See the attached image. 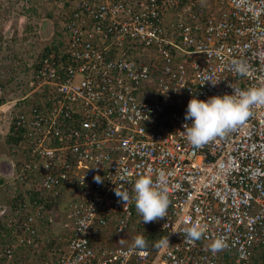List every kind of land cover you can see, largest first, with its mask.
I'll use <instances>...</instances> for the list:
<instances>
[{"label":"built area","instance_id":"1","mask_svg":"<svg viewBox=\"0 0 264 264\" xmlns=\"http://www.w3.org/2000/svg\"><path fill=\"white\" fill-rule=\"evenodd\" d=\"M50 6L57 40L31 65L9 119L0 264H253L264 253V106L199 149L182 133L190 99L264 85V0ZM161 170L170 206L149 229L114 189L132 196L136 179L151 172L155 182ZM197 220L204 234L190 245L183 230ZM128 229L170 246H111ZM221 236L227 247L212 253Z\"/></svg>","mask_w":264,"mask_h":264},{"label":"clouds","instance_id":"2","mask_svg":"<svg viewBox=\"0 0 264 264\" xmlns=\"http://www.w3.org/2000/svg\"><path fill=\"white\" fill-rule=\"evenodd\" d=\"M233 71L241 76L249 74L248 66L242 61L232 62ZM210 80V78H207ZM215 85V84H213ZM231 87V86H230ZM264 106V85L250 87L247 90L234 88V94L223 96H212L207 101L192 98L188 102L185 121L191 120L183 125L182 133L188 143L199 149L217 138L225 137L229 132L235 131L243 125L252 115L253 107ZM131 173L124 170L120 181L127 183V177ZM96 183H102V178L97 175L93 177ZM166 175L161 170L157 180L154 182L151 172L141 175L132 186L134 195L130 196L127 190L114 189L115 195L124 204L134 202L138 215L142 217V223L147 224L166 218L170 200L167 195ZM123 185V184H121ZM184 242L192 245L199 241L204 234V226L197 220L184 230ZM121 242V241H120ZM148 242L144 235L134 237L130 251L140 250V254H146ZM169 239L162 237L153 244L155 249L164 250L169 247ZM227 247L224 237H218L209 245L212 253L223 251Z\"/></svg>","mask_w":264,"mask_h":264},{"label":"rangeland","instance_id":"3","mask_svg":"<svg viewBox=\"0 0 264 264\" xmlns=\"http://www.w3.org/2000/svg\"><path fill=\"white\" fill-rule=\"evenodd\" d=\"M37 4V0H0V47H2V49L3 47L7 48V50H5V54L8 53V55H18L20 53L18 50L19 47L27 49H31V47H33V49L29 51L30 53L27 54L28 56L32 57L33 61L31 62V65L34 63L35 59L41 55L44 49L55 43L57 40L53 33L57 24L56 19H52V17L47 18L44 14H40V11L37 13V18H32L33 16L31 15V11L34 10L37 12L39 10V6ZM22 14L25 16V18L18 17V15ZM33 28H36V30ZM13 47L17 48L15 49ZM12 49H15V52H11ZM23 54H25V52H22V55H19V57H23ZM12 63L6 67L7 69L5 70V73L7 75H11L8 77V79L17 73L23 75L17 84L18 93L20 91L19 94L21 95L26 88L25 76L30 73L32 66L25 64L23 61L21 66H11ZM18 63H20L19 60ZM15 69H17V71ZM18 97L19 95L16 98ZM1 169L5 174L9 173L10 171L9 167L6 165ZM6 194L7 192L5 189V191L1 193L3 197L0 196L1 202H3V199H6ZM57 212L60 213L62 211L57 210ZM152 223L149 225V229L155 227L156 222ZM127 234H132V238L130 239L132 241L129 240L124 243L128 238ZM133 237L134 233L130 229L126 230L122 237H113L111 246L129 247L133 242ZM259 261L262 263L264 262V253L258 255L254 259L253 264H258Z\"/></svg>","mask_w":264,"mask_h":264},{"label":"crops","instance_id":"4","mask_svg":"<svg viewBox=\"0 0 264 264\" xmlns=\"http://www.w3.org/2000/svg\"><path fill=\"white\" fill-rule=\"evenodd\" d=\"M51 2L52 0H37V3H38L37 5L39 6V10L37 12H35L34 10L31 11L32 12L31 15L33 16L32 18L33 19L37 18V15H38L37 13L39 11H40V14H44L47 18L51 17L50 15V10H51L50 3ZM18 17L25 18L23 14L18 15ZM52 19L54 18L52 17ZM33 29L36 30V28H33ZM13 48L16 49L17 47H13ZM15 49H12L11 52H15ZM32 49L33 47H31V49L19 47L18 50L20 51V53L18 55H14V54L8 55V53L5 54V50H7V48L3 47L2 49V47H0V89H1V93H0V178L2 177L1 175H3L2 174L3 171L1 169L2 167H5L6 165L10 169V154H9L10 145L7 144V139L9 137V119H10V114L12 111L13 104L15 100L17 99L16 97L18 95L20 96L19 94L20 91L18 93L17 84L19 80L21 79V76H23L22 74L17 73L16 75H12V77L8 79V77L11 75H7L5 73V70L7 69L6 67L9 66V64H11L12 62L13 63L11 66L13 65L21 66L23 64L22 61L25 64L31 65V62L33 61L32 57L28 56L27 54H29L30 53L29 51ZM22 52H25V54H23V57H19V55H22ZM18 60L20 63H18ZM15 70L17 71V69ZM31 72H32V68L30 70V73ZM30 73L25 76V79L29 77ZM4 191H5V186H3V181L2 179H0V196L1 197H3L1 193H3ZM5 197L6 199L5 200L3 199V202H1V199H0V204H3V208L7 205L8 199H9V196L7 194L5 195ZM130 230L134 233V237H135L136 231L134 229H130ZM134 237H133V240H134ZM131 238H132V234L128 235V238L127 240H125L124 243H126V241H129Z\"/></svg>","mask_w":264,"mask_h":264},{"label":"trees","instance_id":"5","mask_svg":"<svg viewBox=\"0 0 264 264\" xmlns=\"http://www.w3.org/2000/svg\"><path fill=\"white\" fill-rule=\"evenodd\" d=\"M14 142V138L12 136L9 135L8 139H7V144H11ZM145 239L148 242V246L151 249H155L153 247V244L158 241L159 239H161L163 237L162 234L156 235V231H150L148 234L144 235Z\"/></svg>","mask_w":264,"mask_h":264}]
</instances>
